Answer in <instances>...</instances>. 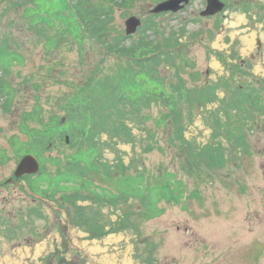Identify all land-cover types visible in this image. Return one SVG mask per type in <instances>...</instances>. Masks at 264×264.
Returning <instances> with one entry per match:
<instances>
[{
  "label": "rangeland",
  "instance_id": "rangeland-1",
  "mask_svg": "<svg viewBox=\"0 0 264 264\" xmlns=\"http://www.w3.org/2000/svg\"><path fill=\"white\" fill-rule=\"evenodd\" d=\"M162 1L116 9L111 33L135 15V40L155 19L159 78L192 91L173 119L160 100L113 95L132 59L80 45L31 0H0V264H264V0L154 16ZM86 85L91 118L109 120L93 139L51 135ZM26 154L40 170L16 178Z\"/></svg>",
  "mask_w": 264,
  "mask_h": 264
},
{
  "label": "trees",
  "instance_id": "trees-1",
  "mask_svg": "<svg viewBox=\"0 0 264 264\" xmlns=\"http://www.w3.org/2000/svg\"><path fill=\"white\" fill-rule=\"evenodd\" d=\"M36 5V10L46 18L47 15H51L60 19H63L69 24V30L71 33L77 36L80 45H83V38L92 40V44L99 46L103 51L110 54L121 56L124 59H132L139 68L136 70H124L120 76L123 80V87L117 93H113L114 96L120 94V101L124 103H131L134 106L143 108L152 102V98L160 100L164 104L166 109V115H171L176 118L178 116V110L180 108V102L190 101L192 91L187 89L186 85L176 83L165 87L162 79L159 78V64L162 62V54L165 53L164 47L156 44V41L147 35V32L155 28V32H158V25L154 21L155 19H147L145 21V28L141 30L138 39L133 40V36L124 35L122 32L119 35L113 36L111 28L114 27V17L116 9L126 8L131 4L132 0H31ZM62 7H65L69 14L63 12ZM159 14H155L157 16ZM41 19V18H40ZM130 39V40H129ZM168 57V55H167ZM159 68V69H158ZM132 78V81H130ZM89 86L86 85L78 89L74 94L75 98L71 99L69 106V122L68 127L62 129L60 126L57 130L51 133L62 134L65 130L77 132L80 137L84 139H93V133L96 126L99 124H105L109 120L108 114L101 108L100 118L95 121L91 118V115L98 116L97 109L95 107L94 114L91 113V109L94 108L93 101L89 100L88 94ZM244 92V90H241ZM8 92V91H7ZM86 92V93H85ZM8 94L5 98L8 99ZM112 95V96H113ZM243 95L246 97L253 96V94L245 92ZM259 97H256V99ZM10 106V102H8ZM166 121V120H164ZM41 136L46 139L48 133L44 132ZM177 134H175L176 136ZM76 135L73 133L72 140ZM178 136V135H177ZM47 141H49L47 139ZM52 142L45 144V148H48ZM45 149L43 148L42 151ZM94 152V151H93ZM92 153V152H91ZM52 177V176H51ZM49 180H54L47 177ZM49 193H46V195ZM47 264V262H46ZM48 264H52L49 262ZM61 264H76L73 261L69 263Z\"/></svg>",
  "mask_w": 264,
  "mask_h": 264
},
{
  "label": "water",
  "instance_id": "water-1",
  "mask_svg": "<svg viewBox=\"0 0 264 264\" xmlns=\"http://www.w3.org/2000/svg\"><path fill=\"white\" fill-rule=\"evenodd\" d=\"M190 0H165L160 2L152 9V13L173 12L176 13L183 9ZM226 3L223 0H207V6L201 12L203 16H214L224 10ZM142 25V19L132 15L126 20V34L131 35L136 33L138 28ZM67 142L69 139L67 138ZM40 169V162L32 154H28L22 158L15 171L17 178L25 174H35Z\"/></svg>",
  "mask_w": 264,
  "mask_h": 264
}]
</instances>
